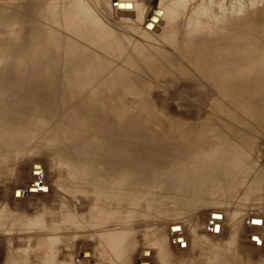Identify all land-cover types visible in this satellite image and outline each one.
I'll use <instances>...</instances> for the list:
<instances>
[{
	"label": "rangeland",
	"instance_id": "obj_1",
	"mask_svg": "<svg viewBox=\"0 0 264 264\" xmlns=\"http://www.w3.org/2000/svg\"><path fill=\"white\" fill-rule=\"evenodd\" d=\"M21 1L0 0V21L15 26L0 36V52H37L12 101L24 131H37L0 139V264H264V0H67L53 17L17 10ZM28 17L37 22L25 33ZM19 63L2 65L0 81L14 84ZM112 75L124 93L107 110L130 111L136 166L154 164L149 186L135 171L132 196L99 193L92 170L76 178L53 140L56 119L87 114L74 106L79 98L59 94L84 76L82 92L103 82L101 98ZM43 90L54 92L49 101ZM104 140L81 129L80 142L101 150ZM183 140L191 149L181 151ZM104 160L87 167L98 171Z\"/></svg>",
	"mask_w": 264,
	"mask_h": 264
},
{
	"label": "bare ground",
	"instance_id": "obj_2",
	"mask_svg": "<svg viewBox=\"0 0 264 264\" xmlns=\"http://www.w3.org/2000/svg\"><path fill=\"white\" fill-rule=\"evenodd\" d=\"M142 4L144 5L143 2H142ZM14 5L17 8V10H34V12L39 17H40V13L43 10H45V14L46 13H49V14L52 13V17H53V15L59 13L60 10H66V11L68 10L67 0H25V1L22 0L21 2H18L16 4H14ZM138 6L140 7L141 10L143 9L142 5L141 6L138 5ZM147 7H149V5ZM203 10H205V9H203ZM60 13H62V12H60ZM71 14H72V17H73L74 14L73 13H71ZM23 15H24V13H23ZM58 16H61V17H59V22L61 24H63V25L64 24L67 25V23L69 22L70 17H71L70 13L67 14L65 12H64L63 15L59 14ZM56 18H58L57 15H56ZM36 22H37V20L34 17H28V19L24 23V26L22 25V23L20 21L21 25L23 26V29L24 28H25L24 30L27 29L25 33H29L30 30H33V28L36 26ZM54 24H56V23H54ZM83 24H82V27L85 26V25L83 26ZM12 25H13V23H9V20L3 19V21H0V36H4L7 33L9 27H10V30L12 28H15V26H12ZM58 28H60L59 25H58ZM17 32H18V30H17ZM59 32H58V35H59ZM17 34H19V33H17ZM77 34H79V33H77ZM60 35H62V34L60 33ZM64 36L66 37L67 35H64ZM53 37H54V35H53ZM100 38H101V36H100ZM100 38H99V40H100ZM106 43H108V42H106ZM70 44L72 45V43H70ZM8 50L6 48L5 50H2L0 52V67L3 65V70H4L5 67H7L13 61V59L14 60L15 59H19L20 63L16 67V71H18L19 78H18V80L14 79V81H15L14 84L11 83V82H10V84H8V83L4 84L3 82L0 81V139H4V140H7L8 138L13 137L14 135L17 136V137H19V136L21 137L23 134H28L26 132L27 131L30 132L31 129L36 130L35 127H29V128H27L26 131H24L25 127L23 125L27 123V122H24L26 118L24 116H20L17 113L18 109H16L17 107L13 106L12 101L15 102L16 95L19 93L20 90H23V88L21 87V84L27 83L29 77L32 76V74L36 71V69H37V59H36L37 52H35V50H33L32 48L26 47L25 45H21L20 49H18V51L16 53L12 54L11 56H8V55L13 53V51H15V50H13L12 52H8ZM44 50H46V49H44ZM46 51H48V50H46ZM49 51H50V49H49ZM46 53H48V52H46ZM87 74L84 75V76H87ZM96 74H97V72H96ZM84 76H83V78H84ZM50 77H52V76H49V79H50ZM65 77H62L61 80H63V78H65ZM1 78L2 77L0 76V80H1ZM83 78H81V79H77L76 78L77 80H76V82H73V85H71V81H70V85L71 86L69 87V89L65 90L68 93L66 94L64 92H61L59 95H61V97H63L66 100H69L71 98H79V102L76 103L77 105H74V106L79 107L80 108L79 110H81L83 112V114L85 112H87L88 115L86 114L84 116H81L80 120L76 119V118H78L77 117L78 115L73 120L72 118L75 115H73V117H72V114H71V118L65 117V118H63L61 120L59 118L56 119V120H59V121H55L56 124L54 123L58 127L57 131L54 129L55 127L53 128L57 132L53 136V138H54L53 140L55 141V144H56L55 146L59 147V148H63L67 152H69L68 153V159L70 160L71 165L73 166L71 168H72L73 174L76 176V178L82 176L83 174H81V173L87 172V170H92L94 173L96 172L95 175H92V176L89 177V180L93 181L94 187L96 189H98L99 193L100 192H115L117 194L118 193L120 194L121 193L120 191L124 189V193L123 194H128V195L132 196L133 195V183H134L135 171L139 170V171L142 172L141 173L142 177H141L139 183L142 182L141 183L142 185L149 186L150 184L148 182H150V180H151V177H150L151 173H150L149 170L151 169L150 167L152 166L153 163L151 164L149 159L146 158V159H144V163L140 164V162H139L138 163L139 167L136 166V159H134L133 155H134V150H135V146H136L135 143H134V136H135V131H137L138 127H136L137 124L135 123V120L133 119L132 114H130V111L127 110V109H120L117 113L114 112V114L112 115L111 114L112 112L110 113L107 110L109 105H110V103H111V101L114 100V99L116 100V102H117V100H119L120 102H117V104L119 106H122V101L119 98H121L122 93H124V89H122L120 87L118 89V87L116 86L117 82L114 81V78H115L114 75H112L110 77H107V79L104 78L106 80V81H104V83H105L104 87L106 89H109V90L105 92V95L103 94L104 97L103 96L101 97V98H103L102 99L103 101L105 100V102L102 103L101 102L102 101L101 98H99L100 97L99 96V92H97V91L99 89H101V87H99V86L103 82L100 85L98 83L99 86L97 84H93L92 86H90V89L93 88L91 93H84L85 91L82 92V89L84 90L85 88H88V87L85 86V85L82 86V87L78 86V85L83 84V80H82ZM92 78H95V77L93 76ZM53 79H55V78H53ZM72 79L73 78L71 76V80ZM100 80H102V79H100ZM66 83H67V80H66ZM85 83H86V85H88L87 82H85ZM48 84H51V83H48ZM60 85H62V84H60ZM89 85H91V84H89ZM118 85H119V83H118ZM121 85H123V84H121ZM124 85H127V84H124ZM98 87H99V89H98ZM60 88L63 90L62 87H59V89ZM64 88H66V87L64 86ZM31 89H33V88H31ZM31 89H28V90H31ZM78 89H81V90H78ZM90 89H89V91H90ZM95 89H98V90L95 91ZM129 91H131V90H129ZM44 92L47 94V101H49L48 99L50 97H53V95H54V92H48V91L47 92L44 91ZM94 92L97 93L98 95H97V97H94V101L89 105L88 103L91 102V98L93 97ZM56 93H57V91H56ZM103 93H104V91H103ZM107 93H108V96H107ZM80 94L82 95L83 98H81ZM85 94H87V95H85ZM34 102H35L34 104H35L36 109L34 111H31L32 113H34V114H32V116H34V115L36 116L37 107H39L41 105V103L38 102V99L36 97L34 98ZM67 104H69V103H67ZM100 104H102V106L104 108H100ZM108 112H109V114H108ZM59 114H57V115L59 116ZM57 115H55V117ZM63 115L65 116V114H63ZM79 115H80V113H79ZM35 116L33 117L34 119L36 118ZM88 116L89 117L91 116L90 119H92V117L95 116L96 119H97V122L96 123L95 122L94 123L89 122L90 120H88L89 119ZM110 116L113 117V118H110ZM55 117H50L49 116V118L45 120L46 123L53 121V118H55ZM126 117H129V118L126 119ZM113 119H117L118 121L114 123V122H112ZM51 123H53V122H51ZM118 123L127 124L128 129H124V130L120 129V130H118V125H117ZM139 123H141V122H139ZM142 123L144 124V122H142ZM35 124H36V126L38 128L39 122L35 121ZM143 124H142V126L146 125V124H144V125ZM142 126H140V128H142ZM101 127H103V129L100 130L99 128H101ZM81 129H82L83 132L92 133L95 137L100 135L104 139H106V140H104V141L107 142L106 148L99 150L93 144L85 143L83 141L80 142ZM146 129H147V127H146ZM261 129L263 130L264 127H262ZM105 130H106V136L104 137V131ZM114 132H117V134H115L111 138V136H112V134ZM179 133H181V131H179ZM116 136H120V137L122 136L121 141L119 143H118V141L115 140ZM32 138H33V136H32ZM125 140H127V142L123 144V142ZM72 144H74V145H72ZM191 147H192V144L190 142H186L185 143L184 140H183L180 143V148H184V149L181 150L182 152L191 149ZM152 152H154V150ZM151 156L158 157L157 155H155L153 153H151ZM102 157H104L105 160L103 162V165L100 166V169L98 171L96 170L97 167L96 168H91V169H89V167H87V166H90V165H98V160H99V158H102ZM146 160H148V161H146ZM67 162H68V160H67ZM153 166H154V164H153ZM164 173H165V171H164ZM104 178H106L107 180H105ZM171 178L176 179V178H180V176H177L176 174L172 173L171 174ZM190 181H194V179L190 180ZM196 182H199V179H196V181H194L192 183H196ZM120 230H121L120 227L116 228V229H114V233H115V231L116 232H118V231L120 232ZM114 233H113V236H112L111 244L113 245V247L115 245L118 247L117 240H116V244H115ZM27 258L28 257H25V260ZM43 264H52V263L51 262L50 263L44 262Z\"/></svg>",
	"mask_w": 264,
	"mask_h": 264
}]
</instances>
